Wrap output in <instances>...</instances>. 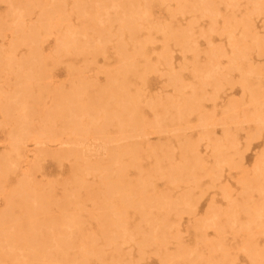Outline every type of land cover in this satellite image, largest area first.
Returning a JSON list of instances; mask_svg holds the SVG:
<instances>
[{"label": "rangeland", "instance_id": "374dc122", "mask_svg": "<svg viewBox=\"0 0 264 264\" xmlns=\"http://www.w3.org/2000/svg\"><path fill=\"white\" fill-rule=\"evenodd\" d=\"M0 264H264V0H0Z\"/></svg>", "mask_w": 264, "mask_h": 264}, {"label": "bare ground", "instance_id": "6f19581e", "mask_svg": "<svg viewBox=\"0 0 264 264\" xmlns=\"http://www.w3.org/2000/svg\"><path fill=\"white\" fill-rule=\"evenodd\" d=\"M132 13H133V14H136V11H135V10H133V11H132Z\"/></svg>", "mask_w": 264, "mask_h": 264}]
</instances>
